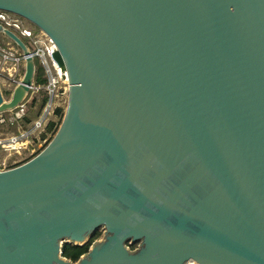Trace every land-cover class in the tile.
<instances>
[{
    "label": "water",
    "instance_id": "1",
    "mask_svg": "<svg viewBox=\"0 0 264 264\" xmlns=\"http://www.w3.org/2000/svg\"><path fill=\"white\" fill-rule=\"evenodd\" d=\"M48 34L69 99L0 171V264H264V0H0ZM25 57L12 97L29 94ZM77 261L65 243L87 244ZM141 241L140 247L131 245Z\"/></svg>",
    "mask_w": 264,
    "mask_h": 264
},
{
    "label": "rangeland",
    "instance_id": "2",
    "mask_svg": "<svg viewBox=\"0 0 264 264\" xmlns=\"http://www.w3.org/2000/svg\"><path fill=\"white\" fill-rule=\"evenodd\" d=\"M24 18V17H23ZM26 25L39 31L34 23L24 18ZM30 48L32 44L29 40L22 38ZM1 42H11L12 45L20 52V48L4 33L0 32ZM36 63H39V59H35ZM25 74V65L20 66L19 73L10 77L7 72H4L3 66L0 65V89L4 99L8 100L12 97V93L15 87L20 82V78H23ZM45 82V78H36L35 84L41 85ZM44 89L30 90L27 98L24 100L23 105L25 107V116L23 119L17 122L7 121L5 123L0 122V171L11 169L18 165H21L37 154H39L53 139L57 133L62 120L64 118L65 109L63 114L58 115L57 112H45L49 99ZM45 99L47 101H45ZM12 114L11 111L0 113V119L2 117L7 118ZM54 122V126L50 128V123ZM18 138V139H17ZM13 144V146H10ZM97 232L100 233L97 239H103L106 235V228L99 227ZM96 240V239H95ZM131 249L140 247L141 241H138L135 248H132L130 242L127 243ZM187 264H197L194 261H190Z\"/></svg>",
    "mask_w": 264,
    "mask_h": 264
},
{
    "label": "built area",
    "instance_id": "3",
    "mask_svg": "<svg viewBox=\"0 0 264 264\" xmlns=\"http://www.w3.org/2000/svg\"><path fill=\"white\" fill-rule=\"evenodd\" d=\"M0 24L15 32L19 37L29 40L32 44L33 48L28 47L33 57L39 59V63H36L35 79L38 78V66L41 65L44 69L45 82L37 86L34 79L31 90L44 89L46 91L49 102L45 112H56L58 108H65L68 103L70 89L68 71L62 68L53 57L57 50V45L53 39L43 30L39 29L38 31L26 25L22 16L6 10H0ZM0 65L3 66L4 72L12 77L19 73L21 65H25V57L11 42L0 41ZM21 80L22 78H20ZM23 102L14 110H10L12 114L7 118L2 117L0 122L10 121L14 123L23 119L26 111Z\"/></svg>",
    "mask_w": 264,
    "mask_h": 264
},
{
    "label": "trees",
    "instance_id": "4",
    "mask_svg": "<svg viewBox=\"0 0 264 264\" xmlns=\"http://www.w3.org/2000/svg\"><path fill=\"white\" fill-rule=\"evenodd\" d=\"M44 75V69L41 65L38 66V71H37V76L39 79H42ZM46 101V99H45ZM57 114L62 115L63 114V109L58 108L57 109ZM54 122L50 123V128L54 126ZM100 233L96 232L91 240L87 244L83 245H76V244H71V243H65L62 248V255L65 256L68 259H71L73 261H77L82 255L88 252L90 245L92 242L99 237ZM132 248H135V245H132Z\"/></svg>",
    "mask_w": 264,
    "mask_h": 264
},
{
    "label": "bare ground",
    "instance_id": "5",
    "mask_svg": "<svg viewBox=\"0 0 264 264\" xmlns=\"http://www.w3.org/2000/svg\"><path fill=\"white\" fill-rule=\"evenodd\" d=\"M10 146H13V144H11ZM191 261H194V260H191ZM189 262H190V261H189ZM189 262H188V263H189ZM194 262H196V261H194ZM196 263L199 264L198 262H196Z\"/></svg>",
    "mask_w": 264,
    "mask_h": 264
}]
</instances>
